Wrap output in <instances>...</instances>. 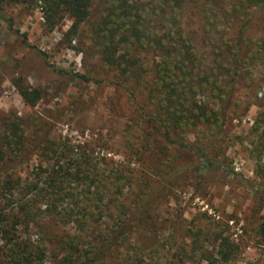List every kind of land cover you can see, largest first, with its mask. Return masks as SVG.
<instances>
[{
    "label": "trees",
    "instance_id": "16d2710c",
    "mask_svg": "<svg viewBox=\"0 0 264 264\" xmlns=\"http://www.w3.org/2000/svg\"><path fill=\"white\" fill-rule=\"evenodd\" d=\"M10 5L39 7L48 31L68 17V44L76 39L81 49L113 71L116 83L128 85L131 95L141 93L145 125L131 153L148 156L155 175L139 182L126 165L102 157L93 147L69 140L40 142L38 162L27 177L4 173L0 180V264H107L115 254L121 264H147L145 246L130 254L126 243L133 245L130 237L146 229L147 213L163 188L190 171L220 169L224 175L242 177L227 164L226 148L238 136L225 123L237 111L235 84L244 60L254 57L251 43L262 59L264 43L245 36L244 23L234 34L230 28L233 19L264 7V0H0L2 39L18 32L4 11ZM192 8L199 9L204 23L201 52L185 29L184 11ZM21 42L75 85L94 79L55 68L45 52L26 39ZM20 80L12 83L27 104L35 105L40 90H29ZM260 123L252 149L258 161L264 154V115ZM20 129L10 122L0 132V164L17 159L23 148ZM133 182L135 197L128 203L124 188ZM254 194L264 202V196L256 190ZM70 223L71 232L53 230ZM37 226L39 231L30 233ZM257 234L264 240V217ZM213 240L215 251H205L202 260L231 262L237 244L220 233Z\"/></svg>",
    "mask_w": 264,
    "mask_h": 264
},
{
    "label": "rangeland",
    "instance_id": "374dc122",
    "mask_svg": "<svg viewBox=\"0 0 264 264\" xmlns=\"http://www.w3.org/2000/svg\"><path fill=\"white\" fill-rule=\"evenodd\" d=\"M251 10L241 20L238 17L231 21V33L244 23L245 36L264 43V7ZM4 11L18 32L2 39L5 30L0 24V132L10 122L19 124L23 148L14 162L0 164V180L4 173L27 177L38 162L39 143L48 139L93 147L102 157L126 165L127 173L139 182L151 179L155 175L153 161L131 153V145L135 151L145 125V112L138 103L141 93L136 90L131 95L128 85L116 83L113 71L98 56L81 49L76 39L68 44L64 36L70 26L68 17L48 31L39 7L10 5ZM184 24L192 32L198 51L204 50L199 41V35L205 34L204 23L198 8L184 11ZM23 33L24 37L20 35ZM22 39L45 52L47 62L55 68L66 67L94 79L75 85L65 74L47 67ZM251 44L254 57L244 60L235 84L237 111L225 123L228 132L238 136L226 148L227 164L242 177L224 175L220 169L190 171L163 188L161 197L147 213L146 229L130 237L133 245L126 243L130 254L145 246L147 264H206L203 256L205 251H215L213 238L218 233L238 246L233 260L222 264H264V240L257 234L264 217V202L254 194L256 190L264 196V154L258 161L252 151L263 126L260 118L264 115V59L258 57L257 46ZM16 77L29 90H40L35 105L27 104L21 97L12 83ZM189 138L194 139L193 133ZM136 183L124 188L128 203L135 197ZM39 228H32L30 233ZM60 229L71 232L74 226L70 223L53 230ZM114 256L108 258L107 264H121L119 255ZM45 264L52 263L49 260Z\"/></svg>",
    "mask_w": 264,
    "mask_h": 264
}]
</instances>
